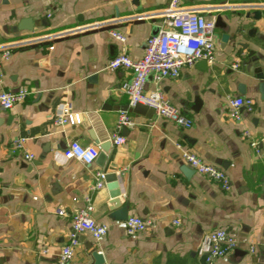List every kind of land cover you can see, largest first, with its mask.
<instances>
[{
	"label": "crops",
	"instance_id": "obj_1",
	"mask_svg": "<svg viewBox=\"0 0 264 264\" xmlns=\"http://www.w3.org/2000/svg\"><path fill=\"white\" fill-rule=\"evenodd\" d=\"M169 2L0 0V43L33 41L14 48L2 63L0 91L27 87L30 93L10 110L0 107V264H57L72 232L70 215L88 201L94 219L109 230L101 239L79 234L67 264H93L92 249L103 254V264H209L208 235L217 229L234 235L237 247L210 264H264V98L257 89V74L264 72V0H181L227 24L216 27L214 59L206 66L199 60L177 78L156 83L150 76L146 83L147 91L160 88L193 120L190 128L154 112H135L120 90L133 71L108 66L120 53L143 54ZM255 10L262 12L258 20ZM95 22L104 26L85 28ZM113 29L126 41L115 39ZM56 33L62 35L43 38ZM225 33L232 39L223 41ZM238 96L255 103L235 119L229 101ZM66 101L81 114L80 123L55 124ZM122 112L132 125L118 127ZM117 135L126 142H112L105 163L101 148L89 165L63 156L71 141L99 146L95 139L104 143ZM18 137L32 160L12 152ZM178 144L225 170L231 188L192 168ZM99 170L116 173L118 180L105 179L93 190ZM114 183L129 203V217L151 219L154 227L128 235L125 221L109 217ZM58 207L68 215H57Z\"/></svg>",
	"mask_w": 264,
	"mask_h": 264
},
{
	"label": "built area",
	"instance_id": "obj_2",
	"mask_svg": "<svg viewBox=\"0 0 264 264\" xmlns=\"http://www.w3.org/2000/svg\"><path fill=\"white\" fill-rule=\"evenodd\" d=\"M143 16V15H142ZM161 16L163 21L158 32L150 36L145 44L143 54L139 58H132L127 53H120L114 56L108 66L112 69L126 68L133 71V77L125 81L120 86V90L129 97V104L135 106L142 104L150 108L156 115L171 120L177 125L190 128L193 120L182 113L173 104L160 88L153 91L146 90V83L151 76L156 83H160L165 78H177L186 66H193L199 60L208 62L214 59L215 55V29L216 18L207 16L203 12L185 7L181 0H170ZM104 26V23L95 22L88 25L87 29H96ZM84 29V28H83ZM82 30V29H81ZM111 35L121 41H126V35L118 30H110ZM61 33L51 34L43 38H56ZM32 39H18L10 43H0V81H2V63L9 60L12 50L16 47L29 45ZM234 67H238L235 64ZM30 91L27 87H22L17 91H0V107L3 110H10L17 103L23 102ZM254 99L251 97H233L229 101V114L235 119L241 118V108L248 111L254 110ZM81 121V114L72 109L70 101L62 104L55 119L56 125L77 124ZM131 117L122 112L118 120V127L132 125ZM246 132V136H249ZM25 139L18 137L12 141V152L22 151L25 158L32 160L34 154L26 151ZM116 145L126 142V137L117 135L112 139ZM257 146V142H252ZM182 149L184 160L196 171L217 181L223 189L231 188V181L225 170L213 164L205 162L202 158L181 144L177 145ZM100 153V147L96 144L82 145L80 142L71 141L63 151L66 159H76L84 164H92ZM105 171H97L95 183L92 187L97 190L105 184ZM94 205L91 201L71 214L72 232L69 241L62 247L57 264H67L75 253L79 245V234L89 233L95 239H101L107 235L109 227L107 224L97 222L92 216ZM57 215H68L63 207L55 209ZM177 222V221H176ZM178 223V222H177ZM155 222L151 219H144L140 216H130L125 221L126 232L134 235L150 227H154ZM210 246L206 254V261L210 264L214 259L225 256L237 247V239L225 229H217L208 235Z\"/></svg>",
	"mask_w": 264,
	"mask_h": 264
},
{
	"label": "water",
	"instance_id": "obj_3",
	"mask_svg": "<svg viewBox=\"0 0 264 264\" xmlns=\"http://www.w3.org/2000/svg\"><path fill=\"white\" fill-rule=\"evenodd\" d=\"M262 15V12L260 10H255L253 13V18L254 19H260ZM251 16L250 13L246 14V18H249ZM227 24L223 23L221 20V17L218 16L216 19V27H226ZM229 39H232L230 34L225 33L223 35V41L227 42ZM256 51H249V57L252 58V60H256ZM202 65L206 66L207 65V61L206 60H202ZM256 66H258L257 63H255ZM257 78L260 80L258 82L257 85V89L259 90V92L261 93L262 97L264 98V72L262 73H258L257 74ZM239 91L240 92H244V85L240 84L239 85ZM134 111L141 113V114H145L147 116H150L153 111L148 108L145 105L142 104H136L134 106ZM126 110H128V107H126ZM130 110V109H129ZM95 141L97 143H99V146L102 150V152L100 153V161H103L104 163L106 162L107 156L110 152V147L112 145V141L111 140H105L104 143H100L98 139H95ZM105 179L107 181H114V180H118V176L116 173L111 172V173H107L105 176ZM113 187V192L111 194V201L108 203V206L110 208V214L109 217L112 220H116V221H126L129 217V203L127 201H125L122 197H121V191L120 189H117L116 184H112ZM91 256L94 259V263L93 264H103L105 262L104 256L102 253H100V251L98 249H92L91 251Z\"/></svg>",
	"mask_w": 264,
	"mask_h": 264
}]
</instances>
